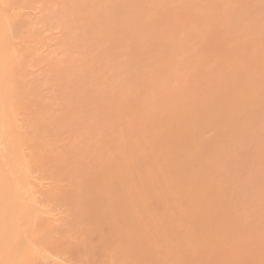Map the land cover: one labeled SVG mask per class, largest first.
<instances>
[{
	"label": "bare ground",
	"instance_id": "bare-ground-1",
	"mask_svg": "<svg viewBox=\"0 0 264 264\" xmlns=\"http://www.w3.org/2000/svg\"><path fill=\"white\" fill-rule=\"evenodd\" d=\"M59 255L264 264V0H0V264Z\"/></svg>",
	"mask_w": 264,
	"mask_h": 264
},
{
	"label": "rangeland",
	"instance_id": "rangeland-1",
	"mask_svg": "<svg viewBox=\"0 0 264 264\" xmlns=\"http://www.w3.org/2000/svg\"><path fill=\"white\" fill-rule=\"evenodd\" d=\"M34 6H35V5H34ZM34 6H31L30 8L26 6V7L23 9L24 12L21 11V14H22V13L26 14L25 17H27L28 20L30 19V21H31V20H34V19H39V18H37V15H38V14H42V13L40 12V11H41L40 7H39L38 5H36L35 7H34ZM37 7H39V10H40V11H38V8H37ZM20 10H22V9H20ZM37 12H38V13H37ZM39 12H40V13H39ZM24 14H22V15L24 16ZM36 14H37V15H36ZM41 16H42V15H41ZM36 21H37V20H36ZM36 21H35V22H36ZM32 22H33V21H32ZM33 23H34V22H33ZM50 28H51V27H49L48 30L45 31V33H44L46 39H48L47 41H46V39H45V41L47 42L46 45L48 44L49 47H45L46 45H44L45 48L42 49L43 46H41L42 51H41V49H40V51H39V49H38V52H39L40 55H42V52H43V53H44L43 56H46V57H47V56L49 57V56L52 54L51 57H50L51 59L54 58L55 60H59L60 58L62 59V56H63V53H62V52H64V50H61V49H63V48L59 47V45H61V42H59V41L61 40L62 29L60 30V29L58 28L59 30H56V29H50ZM53 28H56V27H53ZM45 29H47V27H46ZM45 29H44V30H45ZM44 30H43V31H44ZM49 30H50V32H49ZM52 30H53V31H52ZM63 32H64V31H63ZM58 33H59V35H58ZM63 34H64V33H63ZM52 35H53V36H52ZM48 37H49V38H48ZM59 39H60V40H59ZM57 40H59L58 42H59L60 44L57 42ZM50 41H52V43H51ZM57 43H58L59 45H58ZM54 44H55V45H54ZM50 45H51V46H50ZM52 46H53V49L55 48L54 51H52ZM50 47H51V49H50ZM39 48H40V46H39ZM60 48H61V49H60ZM44 51H45V52H44ZM61 51H62V52H61ZM57 55H58V56H59V55H60V56L62 55V56H61V57L59 56V57H60V58H59ZM55 57H56V58H55ZM34 66H35V65L30 66V67H32V70L35 68L33 71L29 68L30 71H32V73L35 71V74L37 73V76H38V77L41 76L40 78H42V81H43V82L48 83V82H49V80H48L49 76H48V78H47V75H48V74H46V76H43V72L45 71V70H44L45 67L42 66L44 71H40V70H42V69H40L41 66H40V67H39L38 65H36L35 67H34ZM37 67H38V68H37ZM38 72H39V73H38ZM32 73H31V77H30V74H29V80L32 78V76H34V77L36 76V75H33ZM40 73H41L42 75L39 76ZM44 74H45V72H44ZM43 77H46V78H47V79H46L47 81H46L45 78H43ZM35 78H37V77H35ZM43 79H44L45 81H44ZM36 80H41V79H36ZM34 178H35V180H38V179H39L38 177H37L38 179H36V176H35ZM38 184H39L38 186L40 187V185H41V184H44V183H41V184L38 183ZM46 184H47V182H45V185H46ZM45 185H44V186H45ZM42 186H43V185H41V187H40L41 189H40L39 187H38V189L42 190V189L45 188V187L42 188ZM47 186H49V185H46V188H47ZM26 197H27V194H26ZM45 209L47 210V208H45ZM48 209H49V208H48ZM43 210H44V208H43ZM50 210H51V209H50ZM59 211H60V210H59ZM46 212H48V211H46ZM61 212H62V211H61ZM61 212H60V214H59V213H55V212L50 211V213H49L50 215H49V214H46L45 212H43L44 215H45V214H46V215H45V216L42 215V216L45 217V219H46V217H48L47 215H49V218L51 217L52 220H53V218H55V216H56V215H53V214L55 213V214L58 215V217L56 216V219L53 220V221H56V220L59 219V217L62 216L61 214H63V213H61ZM52 215H53V216H52ZM57 218H58V219H57ZM47 219H48V218H47ZM50 220H51V219H50ZM49 255H51V254H49ZM53 255H54V254H52V256H53ZM52 256H50V257H52ZM54 256H55V255H54ZM54 256H53V259H54ZM59 256H60V255H59ZM63 256H64V255H63ZM66 256H67V255H65L63 258H62V256H60L61 258H60V260H59V258H56V257H58V255H56V257H55L56 260H54V261L52 260V262H54V264H58V263H59V264H76V263L78 264V262H75V261H77V260H75V258H74V260H75V261H74L73 258H72V256L70 257V258H72V260H71L70 258H65ZM69 256H70V255H69ZM50 257H49V259H50ZM67 257H68V256H67ZM57 259H58L59 261H58ZM65 259H66V260H65ZM49 261L51 262V260H49ZM49 261H47L48 264L50 263ZM67 261H69V262L67 263ZM52 262H51V264H52ZM79 264H80V263H79Z\"/></svg>",
	"mask_w": 264,
	"mask_h": 264
}]
</instances>
